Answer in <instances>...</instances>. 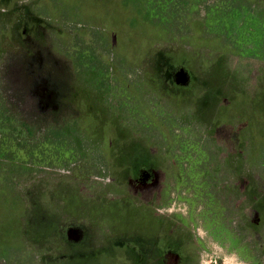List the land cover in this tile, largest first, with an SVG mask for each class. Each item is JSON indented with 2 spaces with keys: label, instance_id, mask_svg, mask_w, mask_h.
<instances>
[{
  "label": "rangeland",
  "instance_id": "rangeland-1",
  "mask_svg": "<svg viewBox=\"0 0 264 264\" xmlns=\"http://www.w3.org/2000/svg\"><path fill=\"white\" fill-rule=\"evenodd\" d=\"M174 1L0 0V264H264V0Z\"/></svg>",
  "mask_w": 264,
  "mask_h": 264
},
{
  "label": "trees",
  "instance_id": "trees-1",
  "mask_svg": "<svg viewBox=\"0 0 264 264\" xmlns=\"http://www.w3.org/2000/svg\"><path fill=\"white\" fill-rule=\"evenodd\" d=\"M172 2H175L174 0H171ZM155 13H156V17H161V15L159 16V13L158 12H156L155 11ZM107 15V16H106ZM104 16L107 18V20H111V15H110V11L108 10H106V12H104ZM164 16V15H163ZM162 16V17H163ZM105 17H104V19H105ZM166 19H167V17L166 16H164Z\"/></svg>",
  "mask_w": 264,
  "mask_h": 264
}]
</instances>
